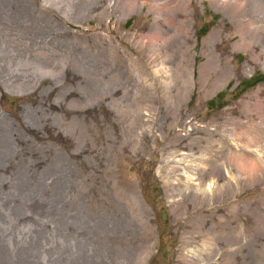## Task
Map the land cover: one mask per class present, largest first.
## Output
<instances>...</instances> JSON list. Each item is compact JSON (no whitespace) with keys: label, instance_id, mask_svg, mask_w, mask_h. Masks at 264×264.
Listing matches in <instances>:
<instances>
[{"label":"bare ground","instance_id":"bare-ground-1","mask_svg":"<svg viewBox=\"0 0 264 264\" xmlns=\"http://www.w3.org/2000/svg\"><path fill=\"white\" fill-rule=\"evenodd\" d=\"M206 1L222 17L202 39L200 52L195 49L200 43L196 15L203 11L204 0L122 2L123 7L133 2L131 12L138 14L148 6L147 12L153 13L156 19L153 34L135 39L136 47L142 50L147 48V57L143 56L154 76L152 84H157L158 91L156 88L151 90L155 106L140 113L144 118L143 129L135 132L134 139L145 144L147 160L151 161L150 153L153 151L161 155L162 160L153 174L165 189L173 217L186 219L174 264H224L225 256H233L231 237L225 235L221 228L229 224L236 206L250 213L248 202L236 203L237 183L241 184L245 175L247 177V173L258 166L257 156L264 157V83L209 119L198 117L202 102L220 88L226 87L232 78L239 80L251 76L256 63L264 67V0ZM115 4L119 3L112 0L108 5ZM27 5H30V10ZM43 6H55L58 15L43 11ZM31 10L36 11V14L32 15ZM90 11L86 9L78 13L73 4H70L69 10H62L54 0H0V83L3 87L0 90V155L16 149L20 140H23V145L50 152V156L56 159L57 176L44 178V183L49 185L47 189L50 191L54 190L50 186L52 180L65 183L67 187L61 188L62 198L70 200L75 197L83 201L82 206L77 202L73 209L77 215L91 206L89 193H84L80 186L83 180L96 178L92 181L95 188L98 182L102 183L103 201L98 202L101 205L97 209L99 216L89 219L88 231H99L97 236L104 240L103 250L102 246L99 247V239L94 237L88 240L79 233L58 235L52 221L43 220L38 225L46 230L45 234H41L38 227H29L27 223L25 232H21L16 226L25 222V219L16 221L7 211L2 214L8 219H5L4 225H0V264H128L129 249L121 245L122 248L118 249L114 241L116 236L138 233L146 237L151 234L158 241L155 213L145 201L141 189L136 186L130 190L119 185L115 172L105 175V171H114L116 168V150L109 142L116 144L119 138L117 132L102 123L101 129L96 128V135L92 136L88 110L100 106L101 93L96 91L94 99L88 96L81 99L79 105L82 110L76 107L78 101L74 94L76 86L82 82L81 77L94 87L103 85V94L110 95L112 87L107 76L110 73L98 77L93 70L91 74L82 70L76 72L74 63L61 58L63 55L56 47L76 45V41L71 39L76 32L69 29L63 18H75L77 13L83 21ZM227 21L232 23L229 29L223 27ZM236 34L240 39L234 44L233 50L222 48L223 42ZM115 46L118 51L130 55L127 48L120 47L118 43ZM240 50L248 52L249 57L238 69L235 59ZM199 53L206 55L207 60L198 64L196 56ZM42 80L48 82L42 84ZM67 82L70 86L66 85ZM39 86L42 88L38 96L40 98L42 94L41 98L48 102L47 105L40 107L39 103H23L18 114L3 111L2 101L6 93L27 95L37 91ZM56 89H59L58 95L52 98L51 103V93ZM195 97L196 107L192 108L190 102ZM238 108L243 109L244 113L233 114ZM25 126L34 128L35 135L27 134ZM130 129L122 130L120 134L132 135ZM48 133L60 135L63 139L44 143L36 139L41 135L47 137ZM156 134L163 140L159 150L155 145ZM128 140L133 139L122 137L120 142L126 144ZM243 141L257 143L246 145ZM63 142L66 146H63ZM140 146L135 144L131 151L137 152ZM20 149L23 150V147ZM80 161L85 162L90 169L82 168ZM71 182L79 186L69 188ZM74 190L72 197H68ZM67 212L71 214L72 210ZM71 220L63 222L67 224ZM61 230L65 233V227ZM246 239L245 234L241 243L244 247ZM225 241L229 244L226 248L221 244ZM40 250L42 253L37 255ZM154 253H147V258Z\"/></svg>","mask_w":264,"mask_h":264},{"label":"rangeland","instance_id":"rangeland-1","mask_svg":"<svg viewBox=\"0 0 264 264\" xmlns=\"http://www.w3.org/2000/svg\"><path fill=\"white\" fill-rule=\"evenodd\" d=\"M111 1L112 0H54L62 10H69L70 4H73L74 10L78 13L86 9L91 10L90 15L83 19V21L79 18L80 14L77 13L76 17L72 19H64L61 17L69 29L76 32L74 33V38H71L76 41V45L60 47V45L56 44V47L58 52L63 55L61 58L69 59L74 63L76 72L78 70L90 74L94 72L98 74H96L98 77H103V75L110 73L107 76L109 80L108 83L112 87L111 92L113 94L111 93V96L103 94V85H101L102 87L100 88L94 87L91 82H87L82 76L81 84L75 88L76 91L74 96H77L76 102L78 101L76 107L78 110H82L83 108L79 105L81 99L83 100L86 96L94 99L96 91L101 93L100 106L95 110L91 108L88 110L89 122L92 125V136L96 135V128L98 130L101 129L102 123L112 128L114 132H117L119 138L116 144L109 142V144L113 145L114 150H116V168L114 171H105V175L109 176L113 175L114 172L117 173V183L130 190H134V188L138 186L141 189L145 201L155 213L156 223L158 225V241H156L157 237L151 234L145 237V235L133 233L132 235L116 236L114 239L115 244L119 246L118 249H121L123 246L127 250L129 249L130 258L128 264H142L144 261H146L147 264H174L177 259V246L181 239V232L186 225V219H175L173 217L167 203L165 189L162 183L157 180L153 174V171L162 160L161 155L158 151H153L150 153L151 161L147 160L145 157V144L138 143L134 139V136H136L135 132H139L143 129L144 118L140 113H143L146 109H153L155 106V99L153 98L151 90H154L157 85L152 84L154 76L145 61V57H147V48L142 50L135 46V42L141 37L154 33L152 31L155 29L156 19L153 13L147 12L148 6L143 8L141 14H138L131 12L134 8L132 7L134 5L133 2L130 3L132 5L128 4L123 7L122 2L124 0H116L119 4L110 6L108 4H110ZM26 7L30 10V5ZM42 8L45 12L48 11L49 13L52 12L58 15V10L55 6H43ZM31 14H36V11L31 10ZM196 16L198 20L197 33L200 43L195 49L200 52L202 39L220 22L222 14L214 11L209 5V2L204 0L203 11L198 12ZM224 23L223 27L225 29H229L232 26V23L229 21ZM239 39L240 36L238 34L227 38L223 42L222 48L233 50L234 44ZM115 42L118 43L120 47L127 48L130 55L127 56L118 51ZM139 50H141V52ZM70 51L71 53L69 54ZM200 54L201 53L196 56V62L198 64L207 60L206 55ZM248 57V52L244 50L238 51L235 59V66H237L238 69L241 68ZM7 62L9 63L10 61L7 60ZM97 69L99 71H97ZM262 76H264V67L256 63V69L251 76L241 77L239 80L232 78L226 87L220 88L215 94L202 102L198 117L205 120L209 119L212 115L223 110L227 106L236 104L246 93L252 92L258 85L264 83V80L258 81V78ZM214 78H216V74H214ZM46 82L48 81L42 80V84ZM66 85L70 86V83L67 82ZM2 88L0 83V90H2ZM41 88L42 86H39L37 91L30 92L27 95L26 93L20 95L6 93V97L2 101L3 111L18 114L20 105L23 103L30 105L39 103L38 105L40 107L47 105L48 102L46 103V101L41 98L42 94L40 98L38 96V92L41 91ZM157 89L158 88H156V90ZM58 90L59 89H56L51 93L49 102L52 103V98L57 97ZM78 90L80 91L78 92ZM91 90H95V92ZM122 95L123 97H121ZM196 97L190 102L192 108L196 107L194 106ZM113 100L115 101L113 102ZM108 110H110V112ZM243 113L244 110L241 108L233 111L235 115H241ZM100 115H103L102 119ZM19 119L21 120V118ZM129 127L131 128L132 135L122 136L120 134L122 130L129 131ZM25 132L31 135H35L34 133H36L34 128L28 126H25ZM155 136L156 149L159 150L163 146V140L157 134ZM122 137L133 140H128L126 144H124L120 142ZM36 139L44 143L50 141L55 142V140H61L63 138L60 135H54L53 133L49 135L48 133L47 137L41 135V137ZM18 142L19 146L23 147V150L16 144V149L6 151L4 155H0L2 156L0 161V179L2 178V180H0V225H4L5 219H8V217H4L2 214L7 213V211L11 212L12 217L15 218L16 221H24L25 219V222H20V224H18L19 226L15 225L21 232H25L24 228L27 223L29 227H38L40 233L45 234L46 230H43L42 227L38 225H40L43 220L44 222L46 220L48 222L52 221V223L54 222L53 224L56 225L58 235L63 233V236H67L68 234L74 235L79 233L81 237L87 238L88 240L90 237H94L95 239H99V247L101 248L102 246L101 250H103L104 240L97 236L99 231L97 230L96 233H90V231H88L89 219L99 216L97 209L101 208L98 202L102 203L103 201L101 197L102 183L98 182L95 188L92 181L96 180V178L92 177L91 179L90 177L83 180L80 186L84 193H89V203H91V206L85 210L84 213L82 212L77 215L74 213L73 209L78 203H81L80 205L82 206L83 201L75 197L72 198L73 200H68L69 198L63 199L62 191L64 187H67L65 183H59L58 181L54 182V180H52L50 185L54 189L52 191L48 190L47 187L49 185H45L44 183V178H54L57 176L56 159L50 156V152L33 149L27 144L23 145V140ZM120 143L123 144L121 145ZM242 143L246 145L248 143L250 145H255L257 142L248 141L247 143V141H243ZM135 144L141 146L137 152L133 153L131 148ZM63 146H66L65 142H63ZM257 157L259 160L258 166L260 165V168L258 166L255 169L253 168L252 171L248 172L249 174L247 173V177L245 175L241 184L240 182L237 183L238 198L236 203L239 204L243 201L248 202L250 205V213L247 214L243 208L236 206L229 224L225 228H221L225 235H230L232 240L231 245L234 250V254L231 258L227 256L224 257V264H264V157ZM80 165L86 170L90 169L83 161H80ZM75 186L79 185L71 182L69 188L74 189ZM12 191L14 192L12 193ZM74 193L75 190L74 192L71 191L68 197L70 196L71 198ZM62 199L64 202L61 201ZM69 202L71 205H69ZM3 209L6 212L3 211ZM69 210H72L71 214L67 212ZM70 218H74V220ZM67 219L71 220V224L63 222V220L66 221ZM15 226L14 230L16 228ZM61 227H65V233L61 230ZM245 234L247 237L246 247L241 245ZM222 243V246H225V248L229 245L226 241L221 242V244ZM120 245L122 247H120ZM152 251H155V253L147 258V253L149 254ZM41 253L40 250L37 255Z\"/></svg>","mask_w":264,"mask_h":264},{"label":"trees","instance_id":"trees-1","mask_svg":"<svg viewBox=\"0 0 264 264\" xmlns=\"http://www.w3.org/2000/svg\"><path fill=\"white\" fill-rule=\"evenodd\" d=\"M262 80H264V76L258 78V81H262ZM255 81H257V80H255Z\"/></svg>","mask_w":264,"mask_h":264},{"label":"water","instance_id":"water-1","mask_svg":"<svg viewBox=\"0 0 264 264\" xmlns=\"http://www.w3.org/2000/svg\"><path fill=\"white\" fill-rule=\"evenodd\" d=\"M160 242V241H159Z\"/></svg>","mask_w":264,"mask_h":264}]
</instances>
